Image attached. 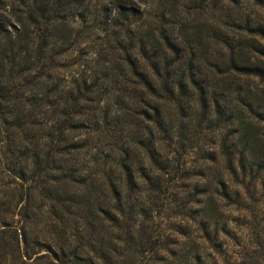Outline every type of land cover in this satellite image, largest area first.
<instances>
[{
    "label": "trees",
    "instance_id": "1",
    "mask_svg": "<svg viewBox=\"0 0 264 264\" xmlns=\"http://www.w3.org/2000/svg\"><path fill=\"white\" fill-rule=\"evenodd\" d=\"M98 1L0 0V225L22 221L0 236V264H18L13 244L20 258L45 248L47 264H142L158 242L148 220L170 198L192 223L172 225L167 257L144 264H264V238L225 258L237 236L222 208L264 186V0L247 12L240 0H215L220 12L191 0L184 13L151 0L146 28L147 0ZM74 16L118 31L104 60L63 84L56 48L78 41ZM33 204L48 213L30 234Z\"/></svg>",
    "mask_w": 264,
    "mask_h": 264
},
{
    "label": "rangeland",
    "instance_id": "2",
    "mask_svg": "<svg viewBox=\"0 0 264 264\" xmlns=\"http://www.w3.org/2000/svg\"><path fill=\"white\" fill-rule=\"evenodd\" d=\"M190 1L191 0H178L180 3L179 7L182 9L183 13L187 12L183 10V6L185 4L192 6ZM210 1L211 6H213L214 9H217L219 12L222 10L229 11L225 3L223 4V2H214L215 0ZM98 2V0H88L87 5L96 11L99 9ZM139 5H141L140 7L142 10L140 15L142 27H149L154 14H156L155 3H153L151 0H147L145 3ZM229 6L233 7L232 5ZM239 7L241 11L244 10L247 12L250 10V1L240 0ZM256 9L260 17L264 20V11L262 8ZM231 11H233L232 8ZM70 19L71 17H69V20ZM69 23L75 27V30H79L80 28L82 30L76 43L67 44L64 48H56L57 53L60 52V54L58 53L59 55L56 56V69L58 72V77L59 79H62L63 84H67L69 80H72L73 76H77L81 69H86L88 72L91 66H96L102 60H104V53L106 51L104 50L105 47L114 43L113 39L111 42H107L105 36L106 34L118 31V28L112 27L110 29V27L107 28L105 25H101L99 31L101 30L102 32L100 31V33L97 34L94 27H97V25L100 24V20L92 22L91 18L87 19L86 22H83L79 17L74 16ZM261 42L264 44L263 40ZM114 46L116 47L117 43H115ZM260 86L264 88V84H260ZM105 105L106 104H104V106ZM157 135L161 136L160 134ZM195 151H198L197 147H194L193 151L190 150L189 153L182 157L180 163L185 162V167L193 165L194 159L197 155L196 153L194 154ZM187 181L188 180H186L184 183ZM181 183V181H177V184L175 185ZM179 189H184V187L179 186ZM184 193L185 192H180L179 195L183 197ZM182 204L183 201L181 198L175 200L170 198L165 200L164 205L160 209H154L151 218L148 220V225L152 226L153 229V232L150 231L153 241L156 240L158 242L153 251H146L138 255V261H140V263L144 264L153 262V260H155V262H161L164 260V258L167 257V247H174V241L177 240L176 234L171 229V226L192 223V218L186 215L188 213H179L176 210L181 209L183 206ZM188 207H191L190 214H193V210H195L197 206L194 203H187V209ZM222 208L229 218L228 226L233 232H235L237 236V238L234 239H226V243L223 245V255H225V258L232 259L233 257H238V254L243 251H252L257 249V241L264 238V186H259V189H255L254 198H245L241 206H236L235 204L226 205V203H224ZM31 212L36 213V215L31 213L33 220L30 222L32 223L27 222L28 224L26 225V232L30 234H32L33 231H35L36 226L39 225L38 216L42 215L43 212L44 214H47L48 208L45 206H40L38 209V207L36 208L35 204H33ZM69 217L75 218V220L71 222V229H69V231H72L78 224V217H75L73 214H71ZM7 221H9V225H0V236L5 238L9 235H12L14 226L20 225L22 222L21 218L16 215L9 217ZM99 229L101 230L103 236L105 235V237L109 238L111 233H108L106 226L99 227ZM258 235L261 236L258 237ZM112 241L114 242L115 239H112ZM36 249L37 250H35V253L31 255V258L18 257L16 244L7 246L5 250L9 253V255L14 254V256L17 257L18 264H47L48 261L52 260V257L49 254H46L48 252L45 250V248Z\"/></svg>",
    "mask_w": 264,
    "mask_h": 264
}]
</instances>
